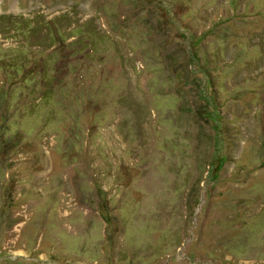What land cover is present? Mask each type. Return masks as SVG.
<instances>
[{
  "label": "rangeland",
  "instance_id": "rangeland-1",
  "mask_svg": "<svg viewBox=\"0 0 264 264\" xmlns=\"http://www.w3.org/2000/svg\"><path fill=\"white\" fill-rule=\"evenodd\" d=\"M0 264H264V0H0Z\"/></svg>",
  "mask_w": 264,
  "mask_h": 264
}]
</instances>
